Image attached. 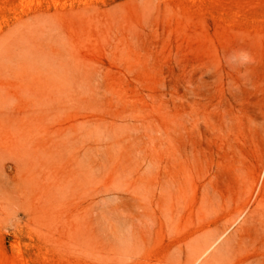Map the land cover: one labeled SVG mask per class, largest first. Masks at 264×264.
Returning a JSON list of instances; mask_svg holds the SVG:
<instances>
[{"label":"rangeland","instance_id":"rangeland-1","mask_svg":"<svg viewBox=\"0 0 264 264\" xmlns=\"http://www.w3.org/2000/svg\"><path fill=\"white\" fill-rule=\"evenodd\" d=\"M0 264H264V0H0Z\"/></svg>","mask_w":264,"mask_h":264},{"label":"clouds","instance_id":"clouds-1","mask_svg":"<svg viewBox=\"0 0 264 264\" xmlns=\"http://www.w3.org/2000/svg\"><path fill=\"white\" fill-rule=\"evenodd\" d=\"M237 63L238 66L243 67L249 63H252V57L249 53L242 51L237 55L230 56L226 59V63H228L230 66L232 63Z\"/></svg>","mask_w":264,"mask_h":264}]
</instances>
